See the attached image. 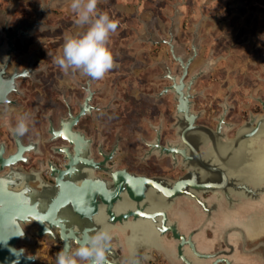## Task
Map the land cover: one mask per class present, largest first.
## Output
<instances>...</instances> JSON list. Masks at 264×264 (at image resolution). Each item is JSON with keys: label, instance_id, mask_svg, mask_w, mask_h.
Masks as SVG:
<instances>
[{"label": "water", "instance_id": "obj_1", "mask_svg": "<svg viewBox=\"0 0 264 264\" xmlns=\"http://www.w3.org/2000/svg\"><path fill=\"white\" fill-rule=\"evenodd\" d=\"M8 11L9 6L0 26V106L15 105L8 95L18 92L15 79L24 76L15 70L8 75L4 68L10 53L15 52L16 43L28 34L19 27L7 32ZM196 30L197 27L186 57L175 54L169 44L171 38L166 42L176 71L163 76L171 85L159 93L172 94L175 103L172 129L176 139L157 151L170 154L174 165L179 157L186 172L177 179L107 168L105 163L94 161L86 144L78 147L75 154L68 147L53 148L63 154L66 163L62 169L49 164L48 178L52 182H47L41 170L22 171L13 167L16 158L28 148L7 125L16 151L3 158L4 143L0 142V264H34L36 254H26L18 246L20 241H31L24 229L31 223L36 224L37 238L59 243V250L66 242L75 249L85 232L94 233L107 224L118 241L117 245L111 241L106 252L107 264H144L153 251L173 263L168 240L179 241L181 251L183 234L195 223L193 214L198 208L205 209L202 193H218L228 203L236 198L246 200L252 213L264 209V118L251 116L228 139L226 134L232 125L224 121L227 111L224 102L214 129L197 123L200 112L192 110V99L201 93L191 90L208 71L209 63L188 74L198 54L199 46L194 44ZM48 131L56 138V130L49 127ZM64 139L71 142L69 135ZM115 148L116 144L110 155ZM259 165L263 170L257 169ZM97 169L103 176L95 172Z\"/></svg>", "mask_w": 264, "mask_h": 264}, {"label": "flooded vegetation", "instance_id": "obj_2", "mask_svg": "<svg viewBox=\"0 0 264 264\" xmlns=\"http://www.w3.org/2000/svg\"><path fill=\"white\" fill-rule=\"evenodd\" d=\"M50 7L51 5L47 4L35 10L33 21L20 22L12 27L8 22L6 27L8 33H12L15 27H19L20 30L27 31L28 34L16 43L15 52L10 53L9 62L4 68L8 75L15 70L17 73H22L24 77L15 79L18 92L8 95L15 105L0 106V142L4 143L2 157L6 158L16 151L14 137L7 130V125L12 129L16 125L12 126L11 116L5 110L21 108L20 101L23 98L27 100L26 92H32L37 88L39 105L37 108L33 107L31 113L28 114V130L23 135H19L22 144L28 149L19 158H16L14 168L22 171L41 170L43 178L47 182H52L48 178L49 166L62 169L63 164L66 163L63 154L55 152L53 148L68 147L69 152L75 154L78 147H84L87 144L94 161L105 163L104 166L113 170L166 178H170L169 173L179 170V173L183 175L186 170L182 169L179 157L174 165L170 154H159L157 151L158 148H167V144H172L175 140L172 129L175 103L172 94L166 92L159 95V93L171 85V81L163 76L166 73H174L176 67L169 66L165 61H158L157 65L161 68V73L154 75L153 81H147L148 77L146 76L143 85L138 87L135 94L132 92L128 95L124 90L119 91L118 88H115V82L125 74L114 67L102 80H92L75 69L65 71L57 63L56 71L51 72L45 64L37 65L35 63L34 50H30L28 54H21L18 48L24 40L33 34L47 29L42 18ZM170 24L166 37L152 39V35L149 33L147 40L153 45H165L171 60L169 44L173 47L176 55L186 57L190 52L192 40L187 51V48H183L177 42L179 32L172 26L173 21ZM170 38V43H166ZM194 44L197 43L194 42ZM28 47L24 48L25 52H28ZM122 59L114 58V66L122 64ZM208 63L211 67L210 60ZM189 68L188 74L191 72ZM131 83L129 80L128 84ZM119 85L123 86V84ZM148 85H153L154 88L150 90ZM229 91L227 90V92ZM255 91H258L259 94ZM255 91H252L254 96L253 94L249 96L252 103L248 107L238 110L226 102L227 111L224 121L232 125V129L226 134L228 139L234 136L235 130L244 120H248L251 116L259 119L264 118L262 107L264 85H259ZM191 92L195 93L196 91L192 88ZM200 93L192 99L193 111H196L194 100L203 96V92ZM128 99L131 103L136 101L143 104L138 121H142L145 125L144 128L136 130L135 141L131 142H126L127 140L124 138L125 105ZM223 103L224 100L217 104L216 115L211 119L207 118V109L209 108L207 105L214 107V104H205L204 108L198 110L200 112L199 119L206 118L207 120L205 125L203 124L204 126L215 128V119L221 113ZM115 106L118 108V113L114 118L112 111ZM5 116H7L6 120H4ZM49 127L56 130V138H52L48 131ZM66 135H69L71 142L64 139ZM115 144V152L110 155ZM95 172L103 176L99 169ZM201 202L205 205V209L198 208L193 214L195 223L184 232L180 252L178 251L179 241L169 239L170 234H166L170 243V257L173 263L153 251L144 264H264V209L252 213L246 206V200L236 198L228 203L214 192L202 193ZM192 209L195 208L192 207ZM209 209L211 210L207 212ZM36 240L40 239L36 238ZM43 240H40L43 249L54 250L58 246L46 238ZM29 243L26 242V244ZM24 250L26 252L25 248ZM83 263L81 262V264Z\"/></svg>", "mask_w": 264, "mask_h": 264}, {"label": "rangeland", "instance_id": "obj_3", "mask_svg": "<svg viewBox=\"0 0 264 264\" xmlns=\"http://www.w3.org/2000/svg\"><path fill=\"white\" fill-rule=\"evenodd\" d=\"M51 1L0 0V23L8 6L7 17L10 19L9 26L12 27L20 22L33 21L34 11L50 4L51 7L42 18L47 29L33 34L18 48L21 54L34 50L35 63L45 64L53 72L56 71V56L62 54L66 35L82 33L86 26L77 25V15L70 9L71 0ZM97 11L107 13L117 22L108 46L113 58H123L122 64L114 66L125 74L115 82V88L124 90L126 95L132 92L135 94L146 76L147 81H153L154 75L161 73L158 61H165L169 66L176 67L165 45H153L147 40L149 33L152 39L166 37L171 19L172 26L179 32L177 42L187 48V51L197 27L195 43L198 44L199 51L190 65V71H195L203 62L210 60L212 63L193 87L196 92H203L201 98L194 100L196 111L204 108L205 104H214V107L207 105V118L211 119L216 115L217 104L223 100L238 110L248 107L252 103L249 98L252 91L259 85H264V0H98ZM26 46H29L28 52L24 50ZM129 80L131 84H128ZM147 87L150 90L154 88L153 85ZM255 92L259 94L258 91ZM26 95L27 100L23 98L20 101L21 108L5 110L11 116L12 126L16 125L20 115L30 114L32 108L39 105L37 88L26 92ZM142 108V103H131L129 99L125 105L126 142L135 141L136 130L145 127L142 121H138ZM117 113L118 108L115 106L112 111L114 118ZM244 115L243 113V117ZM206 122V118L198 121L202 125ZM168 175L170 178L167 179L170 180L181 176L179 170ZM24 229L31 242L26 244L20 241L18 246L25 248L27 254H36L35 264H55L60 244L57 243L54 250L43 249V244H40L43 239L38 241L34 235L36 224H27ZM113 240L117 245V239L113 237Z\"/></svg>", "mask_w": 264, "mask_h": 264}, {"label": "clouds", "instance_id": "obj_4", "mask_svg": "<svg viewBox=\"0 0 264 264\" xmlns=\"http://www.w3.org/2000/svg\"><path fill=\"white\" fill-rule=\"evenodd\" d=\"M98 0H71L70 9L77 15V25L82 33L65 37L62 54L56 63L65 71L75 69L92 80H102L114 67V58L108 46L117 22L107 13L97 11ZM28 115H20L13 131L23 135L28 130ZM113 236L105 224L94 233L85 232L77 247L65 243L55 257V264H107L108 251Z\"/></svg>", "mask_w": 264, "mask_h": 264}, {"label": "bare ground", "instance_id": "obj_5", "mask_svg": "<svg viewBox=\"0 0 264 264\" xmlns=\"http://www.w3.org/2000/svg\"><path fill=\"white\" fill-rule=\"evenodd\" d=\"M257 169H259V170H263V166H261V165H259V167L257 168ZM169 254L171 255V249H170V252H169Z\"/></svg>", "mask_w": 264, "mask_h": 264}]
</instances>
